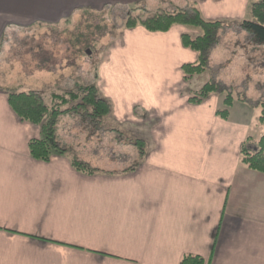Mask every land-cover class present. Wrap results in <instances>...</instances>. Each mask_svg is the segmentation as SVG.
Returning a JSON list of instances; mask_svg holds the SVG:
<instances>
[{
	"label": "crops",
	"instance_id": "0c3cea01",
	"mask_svg": "<svg viewBox=\"0 0 264 264\" xmlns=\"http://www.w3.org/2000/svg\"><path fill=\"white\" fill-rule=\"evenodd\" d=\"M151 1L0 0V44L78 12ZM258 1L187 5L205 21L233 25L251 20ZM183 35L199 32L122 29L94 71L108 118L145 143L143 157L132 145L137 161L128 169L79 172L70 148L48 162L33 159L28 143L40 128L21 121L0 89V264H180L187 255L205 264H264V173L240 157L243 141L263 130H252L254 112L236 98L227 120L216 116L222 96L188 102L208 79L183 80L181 67L197 60ZM56 136L68 148V138Z\"/></svg>",
	"mask_w": 264,
	"mask_h": 264
},
{
	"label": "rangeland",
	"instance_id": "374dc122",
	"mask_svg": "<svg viewBox=\"0 0 264 264\" xmlns=\"http://www.w3.org/2000/svg\"><path fill=\"white\" fill-rule=\"evenodd\" d=\"M188 6L187 0H156L130 7L90 9L55 27L21 30L0 44V89L49 95L92 85L100 59L126 29L125 18L131 9L141 7L152 14ZM203 76L246 103L254 112L249 120L252 130L258 128L264 133V125L259 122L264 115V43L251 32L230 25L219 32L209 50ZM67 115L58 119L56 131L58 137L68 138V148L57 144L62 149L70 148L75 160L81 155L92 172L135 165L136 150L139 153L133 145L136 138L122 126L108 117L93 120L82 110Z\"/></svg>",
	"mask_w": 264,
	"mask_h": 264
},
{
	"label": "trees",
	"instance_id": "16d2710c",
	"mask_svg": "<svg viewBox=\"0 0 264 264\" xmlns=\"http://www.w3.org/2000/svg\"><path fill=\"white\" fill-rule=\"evenodd\" d=\"M138 11L140 13L134 14ZM250 13L252 20H242L233 25L251 32L259 43H264V0L254 3ZM125 19L126 29L140 26L149 32L164 33L172 26L180 25L199 32L195 38L188 35H183L181 38L182 45L197 55L195 63L181 67L185 82H189L193 76L206 72L209 50L217 41L219 32L230 26L220 21H205L193 5L172 12L159 10L152 14L147 13L145 8L135 7L129 11ZM5 94L11 110L21 121L40 128V137L29 141L28 150L33 159L41 162H48L53 154L65 153V149L58 146L56 137L57 122L61 116L82 110L86 117L97 121L108 117L110 112L108 103L98 96L95 85L79 87L77 91L64 94L43 95L32 91L16 92L11 89H7ZM210 95L223 97V108L216 111V116L227 120L229 108L235 97L215 82L208 81L199 90L192 92L188 102L192 105H200ZM259 122L264 125V115L259 118ZM133 145L139 148V156L143 157L145 143L135 139ZM240 157L241 163L249 170L264 173V135L257 141L247 137L241 145ZM71 165L79 172L92 174L91 169L78 160H72ZM180 264H205V262L200 257L187 255L182 258Z\"/></svg>",
	"mask_w": 264,
	"mask_h": 264
}]
</instances>
